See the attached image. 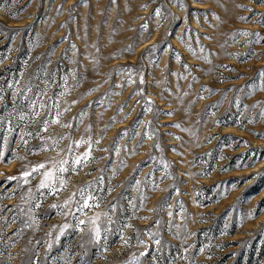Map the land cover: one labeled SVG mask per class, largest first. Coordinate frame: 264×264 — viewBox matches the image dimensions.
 <instances>
[{"label": "rangeland", "instance_id": "obj_1", "mask_svg": "<svg viewBox=\"0 0 264 264\" xmlns=\"http://www.w3.org/2000/svg\"><path fill=\"white\" fill-rule=\"evenodd\" d=\"M0 264H264V0H0Z\"/></svg>", "mask_w": 264, "mask_h": 264}]
</instances>
